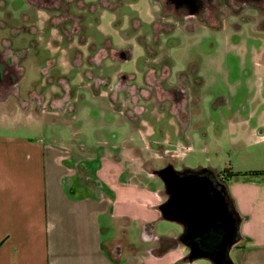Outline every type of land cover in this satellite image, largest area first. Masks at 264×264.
I'll use <instances>...</instances> for the list:
<instances>
[{
	"label": "rangeland",
	"instance_id": "1",
	"mask_svg": "<svg viewBox=\"0 0 264 264\" xmlns=\"http://www.w3.org/2000/svg\"><path fill=\"white\" fill-rule=\"evenodd\" d=\"M103 1L81 0L83 5H74L72 12L81 32L75 34L71 41H63L60 31L47 25L54 13L46 4L35 6L28 0H0L1 50L8 45L26 49L23 52L26 54L23 59L25 71L19 88L24 100H18L14 94L7 95L5 91L0 93V135L26 136L47 144L66 143L78 155L75 157L84 168L88 183L103 177L98 173L100 169L103 168L104 175L108 176V172L113 173L110 168L116 167L124 171L120 175L122 180L129 179L135 184L144 180L149 188H155V181L161 183L162 180L151 172L165 166L168 161L178 171L186 168L221 171L230 167L233 171L262 168L264 143L257 141V134L253 135L251 130L264 114V35L257 34L253 26L243 22L242 29L238 30L235 25L239 20L234 18L227 19L222 29L197 25L190 32L179 26L171 34H163L160 46L166 49L172 62L169 82L177 84L178 74L191 69L186 72L190 81L199 78L201 82L194 84L200 98L199 111L182 129L181 135L176 119L155 107H150V110L146 107L145 111L149 112L135 127L125 112L113 106L108 89L104 87L101 92H96L94 76L111 78V84H114L120 73L131 74L134 76L131 81L142 85L146 68L153 63L152 58L147 63V53L138 34L150 42V23L157 14H154L150 0H109L116 9L104 7ZM78 16L82 17V22ZM134 20H140L142 26L130 31ZM72 26L69 24L66 29L70 31ZM17 28L21 29L19 33ZM104 42L106 48L110 42L115 47L131 48V58L107 57L102 65L94 66L98 56L89 58L93 53L91 48ZM79 52H83V65L76 66L74 58ZM8 53L14 62L20 57L15 52ZM54 60L55 66L51 64ZM57 67L61 77L54 78ZM55 80L62 85L69 83L65 88L69 86L74 90L75 94L66 104L72 112L67 108L59 110L58 100L53 102V108L50 107V99L62 93L61 86L53 83ZM33 91L40 97L44 94L41 105L32 99L30 93ZM152 113L155 116L150 117ZM245 119L250 124H241ZM161 124L164 125V136L160 140L174 144V147L169 146L173 151L166 147L167 159L156 151L142 150L148 142L159 138ZM129 146L142 149L128 150ZM128 193L132 199L128 209L135 212V220L129 221L125 258L131 255L129 244H134L138 250V255L134 256L147 258L149 264H213L207 258H199L192 263L187 259L172 262L177 252L188 249L187 245L181 242L180 246L165 252L167 247L161 248L158 237L178 238L184 232V226L163 219L161 213L154 214L158 207L151 208L155 210L154 235L157 239L149 240L136 219L141 215L146 217L141 198L147 194ZM150 197L155 199V194ZM104 220H108L110 226L109 233H104L105 241L107 238L123 239L121 221L116 218ZM155 248L161 255L147 253Z\"/></svg>",
	"mask_w": 264,
	"mask_h": 264
},
{
	"label": "crops",
	"instance_id": "2",
	"mask_svg": "<svg viewBox=\"0 0 264 264\" xmlns=\"http://www.w3.org/2000/svg\"><path fill=\"white\" fill-rule=\"evenodd\" d=\"M256 125L251 132L264 143V114ZM75 156L64 142L47 144L26 136L0 135V264H149L147 258L134 256L138 252L134 244L128 247L131 255L124 257L129 221L135 220L127 194H147L141 198L146 217L136 219L146 238L157 239L153 217L168 199L164 183L155 181L156 187L149 188L144 180L136 184L122 180L116 167L110 168L113 173L108 176L100 169L103 177L88 183ZM250 171L260 173L239 175L226 184L241 221L240 241L230 252L232 264H264V166L233 172ZM154 194L155 199L150 197ZM104 218L121 221L123 239L105 241L110 226ZM158 238L161 248L167 247L165 252L182 242L180 236ZM115 242L120 243L117 249ZM187 248L177 252L172 262L186 260ZM156 250L147 253L161 255Z\"/></svg>",
	"mask_w": 264,
	"mask_h": 264
},
{
	"label": "flooded vegetation",
	"instance_id": "3",
	"mask_svg": "<svg viewBox=\"0 0 264 264\" xmlns=\"http://www.w3.org/2000/svg\"><path fill=\"white\" fill-rule=\"evenodd\" d=\"M30 3H33L35 6L46 4L48 10H51L52 14L48 21L47 25L50 27H55L59 30L60 34L63 35V41H71L74 38V35L81 32V28L76 23V16L73 14V8L75 6L83 5L81 0H28ZM154 10V19L150 23V29L152 37L150 42L145 37H142L138 34L139 40L144 44L145 52L147 53V63L152 58L153 64H148L146 68V74L144 83L142 85L136 84V82L131 81L134 76L131 74L120 73L117 76V82L111 84V78L106 79V77H95L97 83L94 85L97 87L96 92H101V89L104 87L108 89V95L112 101V104L118 110L125 112L128 118L131 119L132 125L135 127L139 126L141 118L149 112L145 111L146 107L150 110V107L157 108L158 111L163 110L169 116L176 119L177 124L179 125L180 135L182 129L187 127L192 116L199 111L200 98L196 95V86L200 84V79L196 78L194 81H190L188 71H181L178 74L177 84H172L169 81L171 75V58L167 54L166 49L164 50L160 46V39L163 34H171L176 27H183L186 30L193 32L197 25H205L214 29H222L224 27V22L229 18H234L239 20L235 25L238 30L242 29V22L246 25L253 26L257 34L264 35V0H150ZM122 3V2H121ZM32 4V5H33ZM103 6L110 9H116L112 2L109 0L103 1ZM156 7V8H155ZM157 9V10H155ZM80 19L79 22H82V17L78 16ZM119 23V22H118ZM1 24V22H0ZM7 23H5L6 26ZM73 24L70 31L66 29V26ZM142 23L140 20H134L131 30H137ZM5 29V27H3ZM1 29V28H0ZM19 33L20 28H17ZM2 35V34H0ZM4 38V37H3ZM7 38V37H6ZM2 39V38H1ZM12 41V39H10ZM83 40V39H82ZM10 41V42H11ZM105 43H100L99 46L95 45V48L92 49V54L89 55V58L92 55H96V63L94 66H99L103 64V61L107 57L112 59L127 60L131 58V48H122L115 47L109 43L106 48ZM30 46V44H29ZM105 47V48H104ZM13 49V50H12ZM28 50V48H27ZM9 52H15L20 56L17 58V61L10 59ZM25 48L17 47L11 48L9 45L2 51L0 48V93L2 91L8 92L7 95L14 94L18 100H24L19 91L20 82L22 75L25 71L23 59L25 58ZM107 52V53H104ZM77 55V54H76ZM83 52H79L78 55L74 58V63L76 66L82 64ZM56 61L54 60L51 64L55 66ZM193 65V64H192ZM54 68V67H53ZM56 74L52 77H61L58 71V67L55 70ZM63 78L69 82L67 76L62 74ZM108 78V77H107ZM53 81V80H51ZM54 84L58 83V86H61L62 93L54 95L50 99V107L53 108V102L59 103L61 105L58 109L68 110L69 107H66L68 100H70L75 94L74 90L66 85H62L59 80H55ZM97 84V85H96ZM195 84V85H194ZM43 92V91H42ZM41 92V94H42ZM10 93V94H9ZM32 99H35L36 102L41 105L44 102V94L38 95L35 92L30 93ZM37 95V96H36ZM34 96V97H33ZM124 101L120 103V101ZM64 104V105H63ZM126 105V107H123ZM55 109V108H54ZM75 109H73L74 111ZM137 117V122L135 117ZM151 116H155L153 113ZM155 133V132H154ZM153 133V134H154ZM148 134V133H147ZM149 133L148 135H150ZM151 134V135H153ZM164 136V125L161 124L159 127V138L154 141L148 142L145 149L140 147H131L127 149H142L143 151H156L160 153L163 158H166V147H174L172 142H164L160 140ZM168 145V146H167ZM169 147V148H170ZM189 147V146H187ZM168 149V148H167ZM173 151V149H169ZM147 159V157H145ZM148 160V159H147ZM148 162H150L148 160ZM165 167L175 168L170 161L165 166H162L159 169ZM157 170H153L152 175L156 174ZM212 168H200V169H190L186 168L180 170V172L185 171H198L202 174H208ZM213 170V169H212ZM123 171V170H121ZM124 172V171H123ZM122 172V173H123ZM217 172V177L222 183H225L227 177L223 173ZM121 172H119L120 176ZM162 180V179H161ZM163 182V180H162ZM164 183V182H163ZM226 184V183H225ZM165 185V184H164ZM166 189V187H165ZM115 249L120 247L119 242L114 243Z\"/></svg>",
	"mask_w": 264,
	"mask_h": 264
},
{
	"label": "water",
	"instance_id": "4",
	"mask_svg": "<svg viewBox=\"0 0 264 264\" xmlns=\"http://www.w3.org/2000/svg\"><path fill=\"white\" fill-rule=\"evenodd\" d=\"M156 174L168 194L160 206L162 218L179 222L189 230L190 236L196 238L194 252L211 251L228 264L226 258L240 241L241 221L227 185L219 180L217 172H180L165 167Z\"/></svg>",
	"mask_w": 264,
	"mask_h": 264
},
{
	"label": "trees",
	"instance_id": "5",
	"mask_svg": "<svg viewBox=\"0 0 264 264\" xmlns=\"http://www.w3.org/2000/svg\"><path fill=\"white\" fill-rule=\"evenodd\" d=\"M221 173H223V175H226L227 179H226L225 183L227 184V182L230 179H232L233 177H236V176H239V175H246V174H258L260 172H258V171H250L248 173H234L233 171L230 170V168H227L224 171H222ZM180 239L182 240V242L185 245H187L190 248V254H189V257H187V259L190 260V258H192V259L196 260V259H199V258H207V259L211 260L213 264H227L225 261L219 260L217 255L213 254L211 251L194 252V250H195L194 241L196 240V238L193 237V236H190L188 229L184 230V232L180 235ZM226 259L228 261V264H232L233 263V261H232L230 256H228Z\"/></svg>",
	"mask_w": 264,
	"mask_h": 264
}]
</instances>
